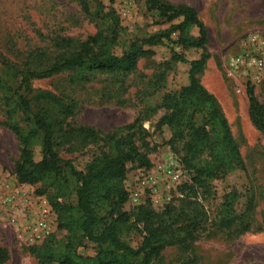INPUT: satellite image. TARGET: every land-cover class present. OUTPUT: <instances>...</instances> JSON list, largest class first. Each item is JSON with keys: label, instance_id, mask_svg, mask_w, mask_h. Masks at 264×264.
<instances>
[{"label": "trees", "instance_id": "1", "mask_svg": "<svg viewBox=\"0 0 264 264\" xmlns=\"http://www.w3.org/2000/svg\"><path fill=\"white\" fill-rule=\"evenodd\" d=\"M70 1L99 26L94 35L83 41L59 38L51 49H35L16 61L0 55V102L5 125L19 148L14 175L20 185L38 186L35 194L46 199L57 230L64 233L61 240L48 235L30 249L31 255L38 264H152L167 248L192 247L206 224L233 235L249 232L255 208L251 190L225 193L213 219L202 204L204 197L213 195V182L239 174L248 180V171L218 101L198 78L210 57L207 30L196 10L166 0H132L142 3L156 24L167 27L125 41L115 9L99 0ZM165 43L180 51L160 66L151 84L154 93L163 91L161 102L146 105L131 124L109 133L72 125L78 110L72 97L32 86L60 75H66L71 86L98 77L122 85L142 58L153 56L152 49ZM181 67L188 83L168 91V73ZM247 89L249 121L264 136V106L252 86ZM159 110L163 114L156 128L169 131L166 145L189 179L180 186L178 203L162 212L146 204L125 212L127 166L152 167L143 123ZM131 235L140 237L136 247L127 241ZM87 245L94 255H79L78 249ZM3 261L0 251V264Z\"/></svg>", "mask_w": 264, "mask_h": 264}, {"label": "rangeland", "instance_id": "2", "mask_svg": "<svg viewBox=\"0 0 264 264\" xmlns=\"http://www.w3.org/2000/svg\"><path fill=\"white\" fill-rule=\"evenodd\" d=\"M115 9L125 29L123 40L142 38L166 25L156 24L142 3L132 0H99ZM173 4L193 7L203 22L208 35L209 60L198 76L201 84L214 95L221 107L234 140L248 171V180L239 174L212 183L213 195L204 197L202 204L210 219L216 217L221 197L236 189H246L254 195L255 208L249 232L233 235L230 231L206 224L192 247L167 248L152 264H264V136L252 126L248 118L247 88L236 85L226 75L223 63L237 52L238 41L252 31L264 32V0H166ZM99 26L86 18L79 6L70 0H0V55L12 61L20 60L35 49H51L59 38L83 41L94 35ZM174 39V38H173ZM153 56L142 58L137 70L122 85L113 84L108 77H98L86 84L69 85L66 75L33 83L34 89L47 90L72 97L78 104L76 115L70 120L74 126L85 125L109 133L131 124L146 105L161 102L163 91L153 92V84L163 63L180 51L171 43L152 49ZM120 52V51H118ZM188 83L185 68L171 71L166 77L168 91H178ZM252 86L259 103L264 106V77ZM161 110L143 123L146 141L152 152V167L148 170L127 166L125 187L129 193L125 212L141 205H149L155 212L175 205L182 198L180 186L187 183L188 173L182 168L178 183H173L158 170L174 155L166 145L170 138L164 127L156 128ZM19 157L15 136L5 125L0 102V251L1 264H38L30 249L39 246L48 235L59 240L64 233L57 230L56 216L44 197L35 193L38 186L20 185L14 175ZM66 159L78 155L64 156ZM39 156H36L38 159ZM148 172L156 181L153 189L141 187L140 175ZM245 191V192H244ZM139 192L137 202L132 194ZM242 199L238 209H242ZM210 226V227H209ZM127 241L132 247L140 237L131 235ZM81 256H93L92 246L78 249Z\"/></svg>", "mask_w": 264, "mask_h": 264}, {"label": "built area", "instance_id": "3", "mask_svg": "<svg viewBox=\"0 0 264 264\" xmlns=\"http://www.w3.org/2000/svg\"><path fill=\"white\" fill-rule=\"evenodd\" d=\"M226 77L236 85H254L264 77V32L252 31L238 41L237 52L223 63ZM168 161V160H167ZM158 170L173 183H178L182 166L173 156ZM141 187L153 189L156 181L147 172L140 175ZM133 201L139 199V192L132 194Z\"/></svg>", "mask_w": 264, "mask_h": 264}, {"label": "crops", "instance_id": "4", "mask_svg": "<svg viewBox=\"0 0 264 264\" xmlns=\"http://www.w3.org/2000/svg\"><path fill=\"white\" fill-rule=\"evenodd\" d=\"M212 94V93H211ZM213 95V94H212ZM214 96V95H213Z\"/></svg>", "mask_w": 264, "mask_h": 264}]
</instances>
